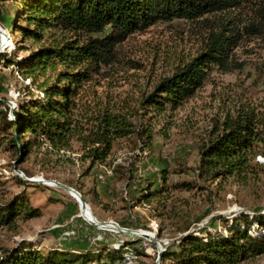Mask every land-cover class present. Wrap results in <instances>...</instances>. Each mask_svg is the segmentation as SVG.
Returning <instances> with one entry per match:
<instances>
[{
  "label": "rangeland",
  "instance_id": "374dc122",
  "mask_svg": "<svg viewBox=\"0 0 264 264\" xmlns=\"http://www.w3.org/2000/svg\"><path fill=\"white\" fill-rule=\"evenodd\" d=\"M239 1L240 6L230 12L194 21L162 22L134 33L117 46L116 62L83 87V117L105 111L118 114L137 130L151 128L152 144L144 143L137 134L118 139L108 159L110 165L97 166L86 174L90 161L81 160L78 143H74V153H66L68 158L53 152L48 142H39L22 161L9 144L10 135L0 129V205L25 199L41 213L33 219L22 213L10 227L0 226V261L23 244H33L30 249L43 254L53 250L101 254L100 260L88 264H109L105 250L133 245L137 255L125 254L132 264H171L162 258L158 262L156 243L117 233L111 227L90 225V214L86 211L81 217L80 205L69 192L28 183L15 170L28 178L55 180L74 188L97 221H113L149 234L159 243L162 257L178 249L189 235L207 240L226 234L228 225L242 214H264V143L252 154V168L241 175L218 179L201 176L200 171L201 146L220 134L227 121L249 112L264 129V0ZM16 8V2L0 1V28L9 36L0 56L8 54L20 61L39 44L23 42L21 34L13 30L10 21ZM253 23L263 25L260 33L247 29ZM229 29L242 38L226 70L215 67L209 71L204 85L176 110L158 114L141 105L157 84L204 52L214 33L229 34ZM52 36L49 34V40ZM27 86L38 95L32 79L18 72L16 65L0 63V101L13 107L12 120L19 104L31 98ZM30 137L27 134L24 141ZM149 181L155 182L159 192L139 200ZM119 261L114 264H123ZM238 264H264V255Z\"/></svg>",
  "mask_w": 264,
  "mask_h": 264
},
{
  "label": "trees",
  "instance_id": "16d2710c",
  "mask_svg": "<svg viewBox=\"0 0 264 264\" xmlns=\"http://www.w3.org/2000/svg\"><path fill=\"white\" fill-rule=\"evenodd\" d=\"M0 1L16 2L10 25L21 34L23 42L32 40L39 44L20 61H13L8 54L0 56V63L6 61L7 65H16L18 72L30 77L38 93L34 95L31 86H27L31 98L19 104L13 120L9 117L10 106L0 101V129L10 135L9 144L22 161L39 142H48L53 152L68 158L71 157L66 153H74V143H78L81 160L90 161L86 174L97 166L110 165L108 159L118 139L137 134L144 138V143L153 142L151 128L137 130L118 114L105 111L92 117L86 115L88 119L81 114L83 87L103 68L116 62L117 46L134 33L158 23L194 21L206 15L233 11L241 3L239 0ZM262 26L253 23L247 29L260 33ZM228 32L214 33L204 52L157 84L141 105L158 114L176 110L204 85L209 71L215 67L226 70L242 38L233 29ZM49 34H54L50 40ZM262 124L249 112L227 121L223 131L200 148L201 176L227 179L252 168V154L258 144L264 143ZM27 134L32 137L24 141ZM162 174V179L166 180L167 176ZM18 181L26 184L21 179ZM146 184L139 200L154 197L159 192L158 188L154 189L155 182ZM22 213L29 219L41 216L25 199H15L0 205V226L10 227ZM226 231V234L210 236L207 240L189 235L181 240L178 249L164 253L162 262L238 264L264 255V214L253 217L242 214ZM32 246L23 244L8 253L0 264H88L102 256L65 250L43 254L31 250ZM133 248L127 245L120 250H105L104 258L109 264L119 260L123 263L128 251L137 255Z\"/></svg>",
  "mask_w": 264,
  "mask_h": 264
},
{
  "label": "water",
  "instance_id": "95a60500",
  "mask_svg": "<svg viewBox=\"0 0 264 264\" xmlns=\"http://www.w3.org/2000/svg\"><path fill=\"white\" fill-rule=\"evenodd\" d=\"M8 39H9V36L5 33V31L2 28H0V51H1V49H3V47L4 48L6 47V42H7ZM10 108H11V114H12L11 117H13V107L10 106ZM15 173H16L17 176L21 177L22 179H24L28 183L44 184V185H47V186L54 185L55 187L64 189L67 192H69L71 194H74L75 196H77L79 198L78 203H79L80 209H81V217H82V215H84L86 213V211L88 209V204L86 203L84 197L77 190H75L74 188H71L69 186L63 185L60 182L55 181V180L48 181V180H45L43 178H28L23 172H21L19 170H15ZM89 223H90V225H92V226H94V227H96L98 229H106L107 225H111L115 229L113 231H116L117 233H122V234H125V235H128V236H131V237L142 238V239H146V240L152 241V242L157 244V246H158V248L160 250L159 257H158V262L162 258V253H161V248H160L159 243H157L155 241L154 237L150 236L149 234L143 233L141 230H132V229H128V228H123L119 224H117L116 222H113V221L100 222V221L96 220V221H90Z\"/></svg>",
  "mask_w": 264,
  "mask_h": 264
},
{
  "label": "bare ground",
  "instance_id": "6f19581e",
  "mask_svg": "<svg viewBox=\"0 0 264 264\" xmlns=\"http://www.w3.org/2000/svg\"><path fill=\"white\" fill-rule=\"evenodd\" d=\"M50 186H54V185H50ZM70 195L78 202L79 201V198L77 197V196H75L74 194H71L70 193ZM87 212L90 214V216H91V218H92V220L93 221H96L97 219L95 218V216H94V214H93V212H92V210H91V208L90 207H88V209H87ZM82 217L84 218L85 217V215H82ZM90 222V221H89ZM107 227H111L112 229H113V227L111 226V225H107ZM115 230V229H114Z\"/></svg>",
  "mask_w": 264,
  "mask_h": 264
},
{
  "label": "built area",
  "instance_id": "2783aa9c",
  "mask_svg": "<svg viewBox=\"0 0 264 264\" xmlns=\"http://www.w3.org/2000/svg\"><path fill=\"white\" fill-rule=\"evenodd\" d=\"M128 255H132L133 256V254H131V253H128ZM132 263H133L132 258L130 256H126L123 264H132Z\"/></svg>",
  "mask_w": 264,
  "mask_h": 264
}]
</instances>
